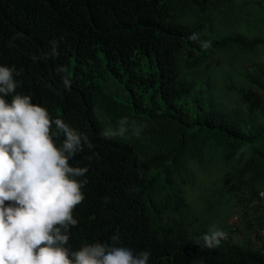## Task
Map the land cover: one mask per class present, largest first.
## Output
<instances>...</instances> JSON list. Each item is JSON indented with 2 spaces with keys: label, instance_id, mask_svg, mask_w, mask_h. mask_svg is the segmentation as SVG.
Listing matches in <instances>:
<instances>
[{
  "label": "trees",
  "instance_id": "1",
  "mask_svg": "<svg viewBox=\"0 0 264 264\" xmlns=\"http://www.w3.org/2000/svg\"><path fill=\"white\" fill-rule=\"evenodd\" d=\"M213 2L0 0V65L22 69L16 92L94 146L70 160L89 169L78 178L88 183L73 213L78 224L70 249L112 244L116 235L118 246L150 251L148 264H264V246L235 239L238 230L229 225L226 240L204 247L208 230L191 229L190 201L181 188L196 181L190 166L206 167L205 157L218 149L226 171L212 193L238 195L248 206L264 187V121L256 119L264 112V64L257 63L243 89L217 70L201 79L211 83L209 90L192 78L210 69L217 49L251 52L264 41L223 36L211 47L201 44L198 30ZM53 42L58 55H52ZM109 77L122 83L126 100L104 89ZM62 139L61 133L57 144ZM209 192L205 207L215 202Z\"/></svg>",
  "mask_w": 264,
  "mask_h": 264
},
{
  "label": "clouds",
  "instance_id": "2",
  "mask_svg": "<svg viewBox=\"0 0 264 264\" xmlns=\"http://www.w3.org/2000/svg\"><path fill=\"white\" fill-rule=\"evenodd\" d=\"M52 55H58L55 42ZM21 72L0 65V264H148L150 251L134 253L118 246L116 235L112 244L97 241L78 250L67 247L71 229L78 224L73 213L84 201L82 189L88 183L87 178H78L89 170L72 166L70 160L94 146L87 135L60 118L53 119L46 107L16 92L15 76ZM62 81L71 88L67 75ZM120 123L126 124L127 118ZM61 133L62 142L57 144ZM260 189L252 203L263 201ZM227 238L213 225L203 235V246L215 248Z\"/></svg>",
  "mask_w": 264,
  "mask_h": 264
},
{
  "label": "rangeland",
  "instance_id": "3",
  "mask_svg": "<svg viewBox=\"0 0 264 264\" xmlns=\"http://www.w3.org/2000/svg\"><path fill=\"white\" fill-rule=\"evenodd\" d=\"M204 14L205 25L198 30L200 39L201 37L204 39L201 44L206 42V45L211 47L214 39L223 36L238 37L247 41L257 38L264 40V0H214L213 5ZM210 58L212 59L210 69L203 68L199 77L198 73L192 74L197 88L202 87L209 90L211 83L203 82L201 79L214 77L215 70L227 74L236 89L247 88L250 85L249 80L255 75L257 63L264 64V41L251 52L230 46L217 49L213 55H210ZM218 58H221V63L215 65ZM106 83L107 86H104V89L111 91L116 99H127V91L121 87V82L109 77ZM217 92L215 91L216 94L223 93V89L218 87ZM261 117L264 121V112ZM253 119H250L248 124H252ZM256 119L259 121L260 116L257 115ZM129 134H132V131ZM134 140L138 141L139 138L136 136ZM218 151L214 150L205 157L206 161L203 166L206 167L192 164L190 169L196 181L192 187L181 186L184 195L186 194L190 201L187 212L193 220V224L190 225L191 229H200L199 227L204 226L209 231V228L214 225L225 231L227 225L233 226L238 230L232 233L235 239L248 241L247 243L255 248H262L264 246V224L260 222L264 219L262 218L264 217V200H256L255 203L247 206L238 195L212 193L213 189L221 187L220 179L226 171L220 168L221 165H226L221 149ZM207 189L210 190L209 195L212 194L208 196V199L215 202L205 207L207 203L203 202V195ZM260 190H264V187ZM225 201L228 203L225 204ZM236 216H238L237 219Z\"/></svg>",
  "mask_w": 264,
  "mask_h": 264
},
{
  "label": "built area",
  "instance_id": "4",
  "mask_svg": "<svg viewBox=\"0 0 264 264\" xmlns=\"http://www.w3.org/2000/svg\"><path fill=\"white\" fill-rule=\"evenodd\" d=\"M259 195L264 200V191H261Z\"/></svg>",
  "mask_w": 264,
  "mask_h": 264
}]
</instances>
